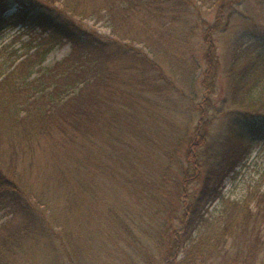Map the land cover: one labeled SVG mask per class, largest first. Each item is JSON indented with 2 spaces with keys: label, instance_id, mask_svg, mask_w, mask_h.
Wrapping results in <instances>:
<instances>
[{
  "label": "trees",
  "instance_id": "1",
  "mask_svg": "<svg viewBox=\"0 0 264 264\" xmlns=\"http://www.w3.org/2000/svg\"><path fill=\"white\" fill-rule=\"evenodd\" d=\"M56 1L0 0V29L36 26L48 31L54 42H68L72 47L64 61L32 79V68L37 60L44 61L47 49L39 48L13 69L4 70L0 90L9 84L11 92L25 100H1L0 125L9 124L7 133L13 143L25 145L50 128L58 129L67 142L78 144L81 154L73 166L76 174L68 170L62 177L70 191L61 202L55 199V205L49 199L31 198L10 175L11 161L0 155V206L11 213L0 228L7 230L0 236V264H16L21 252L44 239L63 251L68 264H84L91 254L88 242L97 237L95 246L101 256H94V264L116 261L108 250L111 238L123 240L122 250L131 264L149 263L142 256H150L147 234L142 233L147 227L154 231L157 222L163 226L160 238L167 240L166 264L175 263L181 250L190 255L202 246L217 249L239 231L248 241L246 254H257L264 244L257 228L258 219L264 218V192L257 193L255 213L249 199L231 200L224 194L227 177L250 153L252 142L264 136V55L237 43L221 67L215 40L219 25L230 20L240 0H225L218 7L219 17L203 23L204 46L199 56L178 58L181 68L175 61L168 72L155 57L131 44L79 24L74 19L79 7L72 0H62L63 6L54 5ZM164 1L173 9H167V16L195 5V0ZM133 2H107L100 9L113 19L122 9H132ZM156 2L161 6L163 0L147 1ZM134 3L141 5L142 0ZM169 17L164 26L173 37L175 18ZM175 55L167 50L163 57L176 60ZM221 68L227 80L226 96L217 102L214 95ZM59 184L63 189L65 184ZM87 201L100 208L97 221L102 227L96 237L54 229L52 220H63L55 209L64 205L72 210L82 205L92 208ZM216 202L220 204L217 214L211 210ZM83 215L79 225L88 224ZM135 252L141 258L133 256Z\"/></svg>",
  "mask_w": 264,
  "mask_h": 264
},
{
  "label": "rangeland",
  "instance_id": "2",
  "mask_svg": "<svg viewBox=\"0 0 264 264\" xmlns=\"http://www.w3.org/2000/svg\"><path fill=\"white\" fill-rule=\"evenodd\" d=\"M72 1L79 7L77 9V15L74 16V19L79 24L103 35L124 41L126 44H131L133 46L132 48L140 49L150 57H155L167 72L169 66L173 65L172 63L175 61L177 62L176 67L181 66V64L178 65V58L182 59L183 56H187L192 60L193 57L196 58L199 56L204 46L202 35L203 23L214 22L219 17L218 11L220 9L218 10V7L225 2V0L221 1V3L219 1L217 3L216 0H195V5L191 8L189 6V11H181L179 14L178 12L173 13V11H170L169 16L171 15L175 18L174 22L176 25V29L173 27V38L167 33L164 26L165 21H170V17L167 16V9L171 8L173 10L170 2L168 4L163 0L161 2L162 5L158 6V2L150 5L147 3L149 0H142V4L137 5L134 2L140 3V0H133L132 9H124L125 11L122 9L121 13L117 14V17L110 19L109 17L107 18L106 12L101 10L100 7L107 2H118L119 0ZM48 3L50 2L48 1ZM54 5L63 6V1L57 0ZM182 9L178 8L179 11ZM233 11L230 20L228 19L226 22V28H224V24L226 23L222 21L219 25L220 28L215 33L221 67H224V64H226L225 59L227 57L225 55L229 57L231 47L237 43L242 49L251 50L255 55H264V0H240L235 5ZM224 15L226 16V14ZM133 38H135V41L131 40ZM39 48L47 49V54L42 63L38 62L40 60L36 61L37 64L32 68V76L30 79L39 76L42 71H48L58 65L59 62L64 61L72 50L70 43L54 42L48 31L41 30L36 26L20 24L17 26L8 25L7 27L1 28L0 80L5 76L6 71L13 69V66L21 61V59H24ZM167 50H173L177 57L176 60L171 58H168V60L164 59L163 54ZM241 50L238 49V52ZM11 62L14 63L10 67ZM200 69L201 67H199L198 72ZM193 70L194 73L195 71L197 73L196 68ZM221 71L218 77V92L214 95V99L217 102L226 96L227 80L223 68H221ZM80 85L81 82L77 85L78 87L75 86L74 90L78 89ZM52 87V83L49 84L48 90L52 89ZM11 91L9 84L3 87L0 90V101L7 97H9L10 103H19L25 100L22 94H14ZM142 117L146 120L144 114ZM181 122L182 120H179L180 124ZM8 125L4 122L0 125V137L2 136L0 141V155L4 159L11 161L10 167L12 171H9L10 175L25 187L31 198H37L38 196L40 199H49L54 205L56 204L54 202L55 199L58 200V203L61 202L62 198L65 199L63 197L64 194L70 191V185L67 186L65 184L66 180H63V175L69 174V171L73 175L76 174V170L73 171V166L81 154V149L78 147V144L70 141L67 142L61 134V131L54 128H50L49 133L37 135L31 144L25 145L23 141L13 143L11 136L7 133ZM19 127L22 128L19 125L17 126L18 130ZM14 147L16 148V156H13L14 160H12ZM250 148V153L237 166L236 172H232L227 177L224 194L226 198L231 200L249 199L250 207L255 213L257 210V193L264 192V136L257 137L252 142ZM87 171L91 176L92 169ZM69 178L71 180V177ZM60 181L65 184L63 189L59 186ZM70 182L73 183L74 180ZM89 202L87 201V204L92 206L89 209L83 205L82 208L77 207L75 210H72V208L69 209V206L66 205L55 209L54 211L56 212L57 210L59 219L63 220L58 223L56 220H52L51 223L54 229L66 230L69 231L68 233L78 231L79 236L83 233H88L90 237H96L97 232L102 227L97 221L100 208ZM219 205L216 202L211 207V210L215 214L219 211ZM81 213L86 214L83 215V218H88V224H78ZM10 217L11 213L5 206H0V228ZM17 220L19 221L21 218L18 217L15 221ZM18 221L16 224L19 223ZM155 224L157 225L155 228L153 227L154 231L147 227V232L142 233L147 234V236H144L148 250L150 251V256H142L147 261H151L145 264H166L168 262L166 259L168 248L167 240L163 237L160 238L163 227L162 223L157 222ZM257 224V228L262 237L261 239L264 240V218H259ZM140 230L139 228V233L141 232ZM5 233H7V230H0V236H3ZM159 238L161 241H158ZM244 239L239 231L235 235H229L222 245L212 251L206 246H202L198 250H193L190 255L185 250H181L177 252V257L173 264H264V244L258 248L257 254H246L248 241L246 243ZM80 242L82 241L79 240ZM96 242H98V237L92 239V242H88L87 247L90 249L91 254L83 259L85 260L83 262L84 264H94V256L96 258L101 256L100 252L97 251V245L95 246ZM117 242L119 241L114 238H111L109 242L110 246L108 250H112V253L114 252L110 257L115 256L116 258L113 264H119L120 262L123 264H131V258L122 250V246H124L123 240L119 242L120 244ZM36 244L38 246L34 244L21 252L16 264H68L65 258H63V251L60 248H56L54 243H50V241L44 239ZM128 250L130 251V248ZM103 256L106 257V255ZM133 256L141 258L136 252ZM143 261L145 260L143 259Z\"/></svg>",
  "mask_w": 264,
  "mask_h": 264
}]
</instances>
